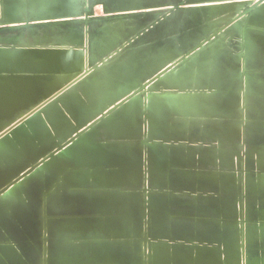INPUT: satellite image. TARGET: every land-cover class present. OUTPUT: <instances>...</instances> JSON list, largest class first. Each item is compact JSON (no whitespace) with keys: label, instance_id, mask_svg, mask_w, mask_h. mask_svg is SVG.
Returning a JSON list of instances; mask_svg holds the SVG:
<instances>
[{"label":"water","instance_id":"obj_1","mask_svg":"<svg viewBox=\"0 0 264 264\" xmlns=\"http://www.w3.org/2000/svg\"><path fill=\"white\" fill-rule=\"evenodd\" d=\"M0 264H264V0H0Z\"/></svg>","mask_w":264,"mask_h":264}]
</instances>
